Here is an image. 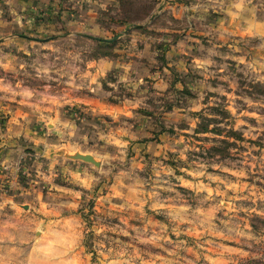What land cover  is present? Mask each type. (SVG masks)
Returning a JSON list of instances; mask_svg holds the SVG:
<instances>
[{
	"label": "rangeland",
	"instance_id": "rangeland-1",
	"mask_svg": "<svg viewBox=\"0 0 264 264\" xmlns=\"http://www.w3.org/2000/svg\"><path fill=\"white\" fill-rule=\"evenodd\" d=\"M0 264H264V0H0Z\"/></svg>",
	"mask_w": 264,
	"mask_h": 264
},
{
	"label": "trees",
	"instance_id": "trees-1",
	"mask_svg": "<svg viewBox=\"0 0 264 264\" xmlns=\"http://www.w3.org/2000/svg\"><path fill=\"white\" fill-rule=\"evenodd\" d=\"M216 110L220 111L219 115H222L221 119L217 117L208 118L204 112L198 113L201 121L198 124L195 133L198 134L212 132L215 136H218L213 137V146L210 148H205L204 151L207 154L205 157L213 158V160L220 162L226 158H230L231 156L230 149L234 143L230 141V138L232 136L237 139L241 137L237 131H234L232 128L228 127V123L222 125L226 116L229 115V112L222 107ZM211 123H213V128H210Z\"/></svg>",
	"mask_w": 264,
	"mask_h": 264
},
{
	"label": "water",
	"instance_id": "water-1",
	"mask_svg": "<svg viewBox=\"0 0 264 264\" xmlns=\"http://www.w3.org/2000/svg\"><path fill=\"white\" fill-rule=\"evenodd\" d=\"M72 158L74 159H80V160H83V161H86V162H89V163H92L96 166H100V162H95L94 159H93V156L90 155V153H80V152H77L75 153L74 155H72Z\"/></svg>",
	"mask_w": 264,
	"mask_h": 264
},
{
	"label": "bare ground",
	"instance_id": "bare-ground-1",
	"mask_svg": "<svg viewBox=\"0 0 264 264\" xmlns=\"http://www.w3.org/2000/svg\"><path fill=\"white\" fill-rule=\"evenodd\" d=\"M90 155L93 156V159L95 162H98L97 158L94 155H92V154H90Z\"/></svg>",
	"mask_w": 264,
	"mask_h": 264
},
{
	"label": "crops",
	"instance_id": "crops-1",
	"mask_svg": "<svg viewBox=\"0 0 264 264\" xmlns=\"http://www.w3.org/2000/svg\"><path fill=\"white\" fill-rule=\"evenodd\" d=\"M93 11V10H92Z\"/></svg>",
	"mask_w": 264,
	"mask_h": 264
}]
</instances>
